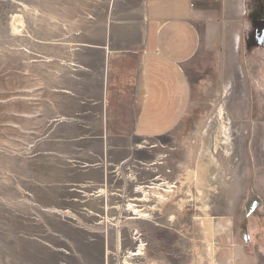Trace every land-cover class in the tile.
<instances>
[{"label": "rangeland", "instance_id": "374dc122", "mask_svg": "<svg viewBox=\"0 0 264 264\" xmlns=\"http://www.w3.org/2000/svg\"><path fill=\"white\" fill-rule=\"evenodd\" d=\"M200 1L146 109V0H0L1 264H264V0Z\"/></svg>", "mask_w": 264, "mask_h": 264}, {"label": "crops", "instance_id": "0c3cea01", "mask_svg": "<svg viewBox=\"0 0 264 264\" xmlns=\"http://www.w3.org/2000/svg\"><path fill=\"white\" fill-rule=\"evenodd\" d=\"M201 4L203 2L200 0H146L147 20L151 32L147 41L145 57L148 56L146 62L152 65L146 67L144 64L140 72L137 93L140 108L166 107L168 100L163 98V92L156 90L154 86L149 88L151 83L156 85V78L160 79L158 74L160 69L156 65H162L161 61L157 59L160 54L164 53L163 42L165 43V37L163 40V34L180 25L192 27L195 22L197 7ZM150 89L153 93H149ZM33 234L32 231L29 232V235Z\"/></svg>", "mask_w": 264, "mask_h": 264}, {"label": "bare ground", "instance_id": "6f19581e", "mask_svg": "<svg viewBox=\"0 0 264 264\" xmlns=\"http://www.w3.org/2000/svg\"><path fill=\"white\" fill-rule=\"evenodd\" d=\"M19 19L16 17L14 21L15 27L19 26ZM220 125H219V133H218V140L223 141V143L228 146V144L232 141V127L230 125V122L227 121V117L225 116V113L221 111L220 113ZM211 131L207 132V135L205 137V148H209V136ZM213 161L211 163L205 162L202 159H200V163L198 164L197 169L190 170V174H195L198 177L199 183L203 182L207 178L208 170L214 166H218V161L213 158ZM189 173V172H188ZM210 174V173H209ZM197 182V181H196ZM204 183V182H203ZM211 229V227H209Z\"/></svg>", "mask_w": 264, "mask_h": 264}]
</instances>
